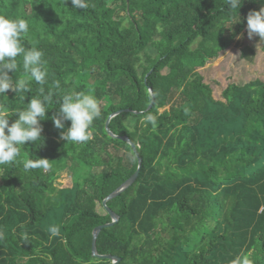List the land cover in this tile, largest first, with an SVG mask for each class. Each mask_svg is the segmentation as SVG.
I'll use <instances>...</instances> for the list:
<instances>
[{
    "label": "trees",
    "instance_id": "trees-1",
    "mask_svg": "<svg viewBox=\"0 0 264 264\" xmlns=\"http://www.w3.org/2000/svg\"><path fill=\"white\" fill-rule=\"evenodd\" d=\"M261 24L264 0H0V264H111L97 205L138 166L118 111L141 166L98 252L264 264V81L217 100L199 72Z\"/></svg>",
    "mask_w": 264,
    "mask_h": 264
},
{
    "label": "rangeland",
    "instance_id": "rangeland-1",
    "mask_svg": "<svg viewBox=\"0 0 264 264\" xmlns=\"http://www.w3.org/2000/svg\"><path fill=\"white\" fill-rule=\"evenodd\" d=\"M264 25L247 28L226 51L217 59L210 61L199 72L205 82L213 89L217 100H223L222 93L229 84H246L253 80L264 81ZM178 101V95L174 103ZM72 175L69 171L63 172L58 179L61 187L72 185ZM97 208L104 212V206L98 203Z\"/></svg>",
    "mask_w": 264,
    "mask_h": 264
},
{
    "label": "water",
    "instance_id": "water-1",
    "mask_svg": "<svg viewBox=\"0 0 264 264\" xmlns=\"http://www.w3.org/2000/svg\"><path fill=\"white\" fill-rule=\"evenodd\" d=\"M152 105L150 106V108L152 107ZM120 112L121 111L115 112L114 114H112L108 118V120L106 121V124H105L106 132L108 133V135L110 137L125 141L131 146V148L133 149V151L135 152V154L138 157V166H137V169L135 170V172L128 179H126L121 185H119L115 190H113L111 192L110 195H108L103 200V206L105 207L106 211L111 215L112 219L110 222L97 225L94 228L93 233H92L93 234V247H92L93 248V254L95 256L110 259L112 261L111 264H118V262L121 260V257H119L118 255H114V254H100L98 252V249H97V239H98L100 232L103 230V228L113 226L119 221V215L108 205V202L110 200H112L113 198H115V196H117L120 192H122L126 187H128L136 179V177L139 173V170H140V166H141V158L138 156V152H137L136 147L129 141V139L127 137L116 136V135L112 134L108 128V124H109L110 119L113 118L114 116H116L117 114H119Z\"/></svg>",
    "mask_w": 264,
    "mask_h": 264
}]
</instances>
